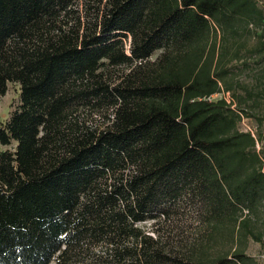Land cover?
Segmentation results:
<instances>
[{"label":"trees","instance_id":"trees-1","mask_svg":"<svg viewBox=\"0 0 264 264\" xmlns=\"http://www.w3.org/2000/svg\"><path fill=\"white\" fill-rule=\"evenodd\" d=\"M263 24L256 0H0V264H258L264 156L238 124ZM181 201L193 232L163 235Z\"/></svg>","mask_w":264,"mask_h":264},{"label":"rangeland","instance_id":"rangeland-1","mask_svg":"<svg viewBox=\"0 0 264 264\" xmlns=\"http://www.w3.org/2000/svg\"><path fill=\"white\" fill-rule=\"evenodd\" d=\"M256 2L262 8L264 14V0H256ZM261 33L264 34V24L257 29V34ZM262 39L264 41V37ZM157 54L158 52H155L151 58H155ZM257 68L258 66L253 64L250 69L242 70V72L238 74L240 82L249 88L257 87L255 85L258 73ZM239 92L242 94V91L238 90L237 93L240 94ZM222 97L227 98L229 101L231 100L230 95L226 93H215L210 96V99L217 100ZM18 103L19 85L14 82H9L7 84L6 93L0 96V122H5L8 119L10 112ZM244 108L248 115L242 116V119L238 124V128L241 131L253 134V137L256 139V149L264 156V99H261L258 107L245 106ZM258 118H260L261 121H259ZM95 119L98 120L99 117L96 116ZM14 145V143L11 145H0V150L13 149ZM175 206L176 207L173 209V215L169 217L168 220H164V217L161 215L156 225L159 230L163 232V235L166 234V232L178 235H191L196 224L194 208L191 204H188V202L185 201L178 202ZM246 212L247 211H245L244 214H246ZM251 217L253 219H257V221H255L254 231L255 233H260L262 239L261 241L249 239L247 242L246 252L253 256L257 260L258 264H264V209L263 212L257 214V217L252 214ZM143 225L146 230L150 231V223H145ZM95 251L96 254H106L107 252L103 246L97 247ZM50 264H54V262H51Z\"/></svg>","mask_w":264,"mask_h":264},{"label":"built area","instance_id":"built-area-1","mask_svg":"<svg viewBox=\"0 0 264 264\" xmlns=\"http://www.w3.org/2000/svg\"><path fill=\"white\" fill-rule=\"evenodd\" d=\"M226 94H228V93H226ZM225 98V97H224ZM228 102H229V100L227 99V98H225ZM252 134V133H251ZM253 135V134H252Z\"/></svg>","mask_w":264,"mask_h":264}]
</instances>
